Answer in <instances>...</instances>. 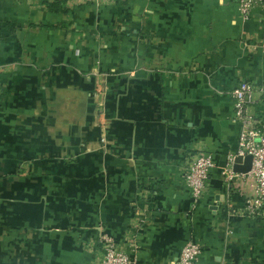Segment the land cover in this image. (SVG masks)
I'll return each instance as SVG.
<instances>
[{"label":"crops","instance_id":"obj_1","mask_svg":"<svg viewBox=\"0 0 264 264\" xmlns=\"http://www.w3.org/2000/svg\"><path fill=\"white\" fill-rule=\"evenodd\" d=\"M240 80L264 117V19L236 0H0V264H103V234L130 264H175L190 237L196 264H264V214L222 175ZM199 150L216 166L192 207Z\"/></svg>","mask_w":264,"mask_h":264},{"label":"built area","instance_id":"obj_2","mask_svg":"<svg viewBox=\"0 0 264 264\" xmlns=\"http://www.w3.org/2000/svg\"><path fill=\"white\" fill-rule=\"evenodd\" d=\"M240 17L249 19L255 9L262 12L264 19V0H236ZM107 91L105 81H95L93 96L96 103V119L100 128V141L105 142L104 130L108 119L104 113V98ZM263 91L249 80H240L233 89L234 119L239 124L236 152L228 156V161L222 169L224 180L234 189L241 191V181L251 187L252 193L245 197V209L249 214H264V117L253 109L256 103L255 94ZM250 156V167L246 171H235L236 157ZM216 166L212 155L206 150H199L188 154L182 164V176L189 193L192 207L197 205L207 188L212 169ZM103 247V264H130V256L120 250L115 242L103 234L99 237ZM137 243L132 242V249ZM202 253V245L190 237L181 247L175 264H196Z\"/></svg>","mask_w":264,"mask_h":264},{"label":"water","instance_id":"obj_3","mask_svg":"<svg viewBox=\"0 0 264 264\" xmlns=\"http://www.w3.org/2000/svg\"><path fill=\"white\" fill-rule=\"evenodd\" d=\"M241 159H242V157H240V156L235 158V160H234V170L235 171H246L249 169L250 159H251L250 156L244 157L245 164H243V165H239V162Z\"/></svg>","mask_w":264,"mask_h":264}]
</instances>
